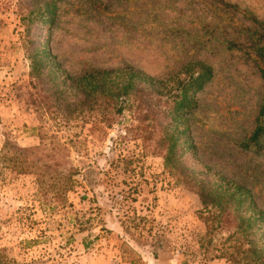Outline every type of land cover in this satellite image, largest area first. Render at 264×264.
<instances>
[{
	"label": "rangeland",
	"instance_id": "rangeland-1",
	"mask_svg": "<svg viewBox=\"0 0 264 264\" xmlns=\"http://www.w3.org/2000/svg\"><path fill=\"white\" fill-rule=\"evenodd\" d=\"M223 1L241 11L219 0H64L52 31L33 26L32 36L50 39L73 75L131 66L167 79L191 61L211 65L188 163L246 187L264 211V137L250 141L264 79L244 19L264 21V0ZM29 2L0 0L2 254L11 264H231L229 229L205 223L199 197L165 166L155 138H143L134 108L111 129L58 127L36 112L21 21Z\"/></svg>",
	"mask_w": 264,
	"mask_h": 264
},
{
	"label": "trees",
	"instance_id": "trees-1",
	"mask_svg": "<svg viewBox=\"0 0 264 264\" xmlns=\"http://www.w3.org/2000/svg\"><path fill=\"white\" fill-rule=\"evenodd\" d=\"M63 1L30 0L21 15L26 27L22 34L23 48L30 65L29 100L36 112L58 127L104 123L111 129L118 116L134 108L137 119L146 124L143 138H155L156 151L162 152L165 166L199 197L203 210L208 213L205 223L213 228L229 229L225 243L228 261L264 264V211L251 191L210 169L196 170L188 163L190 153L193 159L198 155L191 133V117L199 109L198 94L214 79L213 67L205 61H191L167 79L148 76L131 66L93 69L73 75L54 54L50 39L38 41L32 36L33 26L52 31ZM219 1L227 9L241 11L238 5ZM244 19L252 23L247 29L246 45L253 52L264 79V21L250 13H245ZM263 137L264 99L250 141L257 143ZM0 264H11L2 251Z\"/></svg>",
	"mask_w": 264,
	"mask_h": 264
}]
</instances>
